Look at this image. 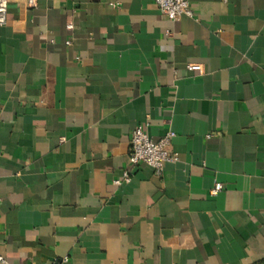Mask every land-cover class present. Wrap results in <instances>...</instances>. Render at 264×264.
Returning a JSON list of instances; mask_svg holds the SVG:
<instances>
[{"label":"crops","instance_id":"crops-1","mask_svg":"<svg viewBox=\"0 0 264 264\" xmlns=\"http://www.w3.org/2000/svg\"><path fill=\"white\" fill-rule=\"evenodd\" d=\"M188 1L8 5L0 264H264V0ZM143 123L174 134L161 177L129 163Z\"/></svg>","mask_w":264,"mask_h":264},{"label":"built area","instance_id":"built-area-1","mask_svg":"<svg viewBox=\"0 0 264 264\" xmlns=\"http://www.w3.org/2000/svg\"><path fill=\"white\" fill-rule=\"evenodd\" d=\"M15 0H0V27L7 22L8 5ZM28 7L35 6V0H26ZM155 5L161 14L170 22H175L182 17H193L190 2L188 0H154ZM71 25L67 28L71 29ZM170 36L169 31L166 32ZM148 124L143 123L134 128L131 133L129 145V163L132 168H136L143 164L150 167L156 177H161L164 167L167 163H175L178 161L176 153L171 151V142L174 137L173 132L168 131L158 140H154L148 134ZM132 178L131 172H123L122 179L114 183L120 185L129 183ZM221 190L220 184H215L211 193L217 194ZM0 262L2 260L0 259Z\"/></svg>","mask_w":264,"mask_h":264}]
</instances>
